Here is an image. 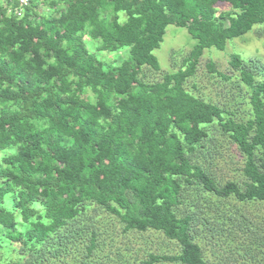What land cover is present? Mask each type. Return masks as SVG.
<instances>
[{"label":"trees","instance_id":"16d2710c","mask_svg":"<svg viewBox=\"0 0 264 264\" xmlns=\"http://www.w3.org/2000/svg\"><path fill=\"white\" fill-rule=\"evenodd\" d=\"M15 3L0 0V264H264L242 209L264 203V63L205 65L245 119L189 85L205 50L264 26V0ZM170 25L194 46L155 80ZM223 147L241 179L216 174Z\"/></svg>","mask_w":264,"mask_h":264},{"label":"rangeland","instance_id":"374dc122","mask_svg":"<svg viewBox=\"0 0 264 264\" xmlns=\"http://www.w3.org/2000/svg\"><path fill=\"white\" fill-rule=\"evenodd\" d=\"M226 8H229L227 4H217L218 10ZM40 10L46 14L48 13L45 8H40ZM260 27L264 29V26H255L253 31L242 37L228 41L223 51H218L214 48L205 50L200 59V65L196 75L189 83V85L193 83L196 85V90H194L195 94L200 95L207 100H211L212 102L229 107L228 110H234L236 117L238 118L245 119L248 117V106L238 96L234 97L236 100H233L234 98L230 99L229 94L227 93L230 85L226 86L224 80L219 77H213L209 74L206 71L205 65L207 62L211 61L215 63L218 71L224 74H230L227 62L232 55H237L243 60L258 59L264 63V32L261 34L262 37L261 35H258L260 34V31L258 30ZM193 46L194 41L185 29L173 25L168 26L162 43L159 48L154 51V55L158 60L162 73H151L153 79L160 80V77L164 72L176 71L179 68L178 66H180L181 59L190 52ZM96 55L99 58L109 56V54L106 53H97ZM110 56L113 58L112 62L116 60L113 64H118L122 54L119 53L117 55L114 53L110 54ZM236 102L240 103L237 107H235ZM214 134L217 135V132L215 131ZM220 152L221 155L216 159V174L218 173L219 177L223 178V181L241 179V158L239 155L236 152L228 151L225 148ZM2 154L3 153H0V156ZM231 205H236L238 207V204L233 200L230 201V206ZM242 209L248 219L251 220L250 229L253 232L251 233V237H253L252 241L259 244L262 241V237H264V203L248 204L243 206ZM236 234L243 239L244 236H247L241 232H236ZM141 241L145 245L148 244L149 248L155 252L172 254L177 251L174 243L165 240L160 235L151 234L147 239L144 240L143 238ZM245 241L249 243L248 240ZM230 244L231 246L234 245V243ZM210 246L217 252L218 256L224 255L222 251L228 250L224 244H217L216 246L210 244ZM115 248L116 246L114 245L113 250H115ZM0 251L1 253L3 252L2 250ZM210 251L214 252L213 250ZM8 259H16V254L11 252V254L8 255Z\"/></svg>","mask_w":264,"mask_h":264},{"label":"clouds","instance_id":"9594fccd","mask_svg":"<svg viewBox=\"0 0 264 264\" xmlns=\"http://www.w3.org/2000/svg\"><path fill=\"white\" fill-rule=\"evenodd\" d=\"M16 3H15V8H14V11H16V14H17V11L19 10V12H20V14L18 15V16H20L21 15V12H23V10H25L27 7H29L30 6V2H31V0H29V2H28V5L27 6H24V7H22L21 5H19V3H18V0H14Z\"/></svg>","mask_w":264,"mask_h":264},{"label":"built area","instance_id":"2783aa9c","mask_svg":"<svg viewBox=\"0 0 264 264\" xmlns=\"http://www.w3.org/2000/svg\"><path fill=\"white\" fill-rule=\"evenodd\" d=\"M28 2L29 0H18L19 5H21L22 7L27 6ZM17 14H20L19 10L17 11Z\"/></svg>","mask_w":264,"mask_h":264}]
</instances>
